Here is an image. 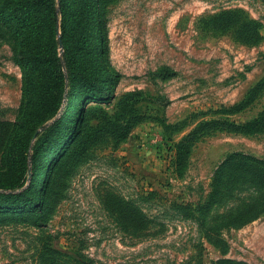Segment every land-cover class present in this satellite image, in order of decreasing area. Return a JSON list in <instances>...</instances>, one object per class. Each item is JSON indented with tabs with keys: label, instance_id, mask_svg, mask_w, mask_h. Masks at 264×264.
<instances>
[{
	"label": "rangeland",
	"instance_id": "1",
	"mask_svg": "<svg viewBox=\"0 0 264 264\" xmlns=\"http://www.w3.org/2000/svg\"><path fill=\"white\" fill-rule=\"evenodd\" d=\"M55 2L56 31L44 3L32 13L37 46L60 59L73 101L69 105L65 93L56 117L24 134L16 127L22 73L13 56L25 38L17 45L13 32L29 5L0 0V195L30 186L41 205L4 199L0 264H264V216L223 232L220 249L174 205L205 203L216 169L231 153L264 160V134L229 129L259 117L264 89L244 109L222 112L241 104L264 78V0ZM165 67L176 75L167 77ZM111 68L124 78L105 104L81 76ZM28 105V117L40 122L41 102ZM123 120L132 129L118 144L111 135ZM200 127L180 174L177 146ZM59 132V153L47 156L32 182L33 148H53ZM22 143L28 172L13 154ZM17 184L24 187L14 190Z\"/></svg>",
	"mask_w": 264,
	"mask_h": 264
},
{
	"label": "trees",
	"instance_id": "2",
	"mask_svg": "<svg viewBox=\"0 0 264 264\" xmlns=\"http://www.w3.org/2000/svg\"><path fill=\"white\" fill-rule=\"evenodd\" d=\"M62 1V0H61ZM44 3L48 13L46 16H53L51 20L52 28H55L57 18L55 17V0H28V5L24 7V12L18 14L16 23L17 29H14V37L17 38V45L20 44L22 38V47L14 50L13 60L20 67L22 73L21 87V108L20 117L17 118L16 127L24 134L26 131H35L38 126L54 119L60 110L64 95L68 104L72 103L74 94L66 90L65 77L61 72L60 59L53 56L49 47L40 49L37 46V32L35 19L32 13H35L37 7ZM34 4V5H33ZM62 7V6H61ZM62 12V10H61ZM63 13V12H62ZM26 18V24L22 21ZM21 20V21H20ZM104 46L102 54L105 60H108L109 47L107 45V36L104 34ZM67 78L71 81L73 71L66 63L65 65ZM163 74L167 77H173L176 74L169 68L162 69ZM124 76L111 68L108 72L100 75L83 74L81 79L83 84L94 99L110 104L113 93L112 88L119 83ZM264 89V78L250 91L246 99L239 105L231 109H223L224 114L236 113L244 109L253 101V96ZM38 100L41 102V108L46 110L42 112L40 122L32 120L28 117L30 100ZM28 118V119H27ZM132 124L130 121L125 122L115 128L112 138L119 144L127 139L130 135ZM230 131L245 135L264 134V110L258 118L253 121L246 122L242 125L235 123L229 124ZM25 130V131H24ZM202 130H194L177 146L176 165L179 167V173L186 171L187 162L193 142L197 134ZM63 133L59 132L54 136L56 145L52 148H45L42 144L33 148V156L30 159L32 182H36L39 171H43L46 164L47 156L53 153H59L61 141H63ZM20 145V146H19ZM27 144H18L13 154L17 155L18 162L28 172L27 163ZM63 155V154H62ZM61 155V156H62ZM26 172V173H27ZM0 176L1 173H0ZM1 183V181H0ZM24 187L17 184L13 189L18 190ZM12 199V205L30 204L41 208L39 199L31 193L29 186L21 193L13 196L0 195V208L5 206L4 199ZM177 209L189 213V218L198 223L199 227L204 231L207 241L213 246L223 249L225 240L223 232L229 230L241 229L259 218L264 216V160L253 155L245 153H231L216 169L211 181V193L206 202L199 205L196 209L191 205L180 206L174 204ZM216 264H245L232 259H221Z\"/></svg>",
	"mask_w": 264,
	"mask_h": 264
},
{
	"label": "water",
	"instance_id": "3",
	"mask_svg": "<svg viewBox=\"0 0 264 264\" xmlns=\"http://www.w3.org/2000/svg\"><path fill=\"white\" fill-rule=\"evenodd\" d=\"M61 44V43H60Z\"/></svg>",
	"mask_w": 264,
	"mask_h": 264
}]
</instances>
